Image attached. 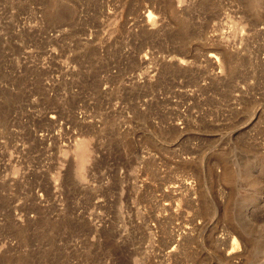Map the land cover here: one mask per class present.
Segmentation results:
<instances>
[{
  "label": "rangeland",
  "instance_id": "1",
  "mask_svg": "<svg viewBox=\"0 0 264 264\" xmlns=\"http://www.w3.org/2000/svg\"><path fill=\"white\" fill-rule=\"evenodd\" d=\"M254 1L0 0V264H264L228 257L230 219L264 243Z\"/></svg>",
  "mask_w": 264,
  "mask_h": 264
},
{
  "label": "bare ground",
  "instance_id": "2",
  "mask_svg": "<svg viewBox=\"0 0 264 264\" xmlns=\"http://www.w3.org/2000/svg\"><path fill=\"white\" fill-rule=\"evenodd\" d=\"M257 1L259 2V0H257ZM258 2L256 3V1H254V2H251V4L255 8V6H257ZM145 18L150 25H153L156 23L155 19L157 18V15L155 16V13H153L152 11H148ZM220 49H222V48H220ZM212 51L213 50H211L210 52H212ZM217 53L218 52H216V53L212 52V53H207V54L210 55V59L217 60L219 65L224 67L223 64H225V63H223V61L225 60V58H222L223 56H221L223 53L222 54L221 53L217 54ZM224 56H228V53H227V55H224ZM229 56L230 57H228L226 59L229 60L228 62L230 64L234 59L231 60V62H230V58H232L231 57L232 55H229ZM222 59H224V60L222 61ZM233 64H231V65H233ZM229 67L231 69L233 66H229ZM243 137H244V135H243ZM74 152H75V156H76L75 172L77 174V177H79L80 179H83L84 178V169H85V167L88 163V160L90 158V155H91L88 140L82 139L81 141H79L75 146ZM218 161H220V160H218ZM221 162H223V161H221ZM223 163H226V164L224 166L222 165L223 170H222L221 178H222L223 182H225L226 184H229V183L232 184L233 179L235 177V173L231 170L230 166L227 164L226 161ZM239 173H240V177L242 176V177L246 178L248 180L249 184L251 183V185H253V186H259L261 184L260 182H264V157L258 156L256 161L254 160L252 162H248L247 166L243 170H241ZM261 191L262 192L264 191V185H263V188L261 189ZM256 200H259V199L256 198ZM244 211H245L246 215H248L249 220H251L253 218L254 223L258 224V222L262 223L264 221V218H262L258 213H253L252 211L250 212L248 207L245 208ZM222 212H223V217L226 220H229L230 219V212H229V206L228 205L223 208ZM229 223L230 224H228V227H229L228 228L229 229L228 235H229V238L232 239L231 242L229 243L230 244V248L228 251L229 259L231 258L233 261L234 258L235 259L236 258L238 259L240 257L242 258L245 254H247L246 252H247L248 248L250 249L249 246H251L252 244L254 246H258L264 254V243L261 242V240L258 241L260 238L258 240H255L256 238L253 239V236L248 234V231H246L245 229H242L241 224L235 225L231 222V219H230ZM249 224L251 226L253 225V223H251V221ZM250 251L248 250V252H250Z\"/></svg>",
  "mask_w": 264,
  "mask_h": 264
}]
</instances>
